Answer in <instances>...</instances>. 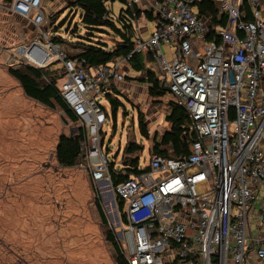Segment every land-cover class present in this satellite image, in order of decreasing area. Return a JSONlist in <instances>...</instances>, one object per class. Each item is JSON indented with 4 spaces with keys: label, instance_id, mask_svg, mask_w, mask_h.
I'll return each mask as SVG.
<instances>
[{
    "label": "built area",
    "instance_id": "built-area-1",
    "mask_svg": "<svg viewBox=\"0 0 264 264\" xmlns=\"http://www.w3.org/2000/svg\"><path fill=\"white\" fill-rule=\"evenodd\" d=\"M122 1L134 23L121 58L90 66L69 54L43 26L42 0H0V54L56 64L58 94L83 132L79 167L110 185L97 98L124 81L130 59L150 56L196 138L179 158L149 152L145 170L111 186L123 203L113 231L121 255L126 264H264V0H211L226 18L214 26L200 0Z\"/></svg>",
    "mask_w": 264,
    "mask_h": 264
},
{
    "label": "rangeland",
    "instance_id": "rangeland-1",
    "mask_svg": "<svg viewBox=\"0 0 264 264\" xmlns=\"http://www.w3.org/2000/svg\"><path fill=\"white\" fill-rule=\"evenodd\" d=\"M68 1L42 0L43 26L63 40L56 42L69 53L77 49L73 45L77 41L88 44L102 39L113 44V38H118L113 27L87 29L81 8ZM106 8L107 19L132 37L134 19L125 11L123 1L106 3ZM139 22L142 36L148 37L153 20ZM6 57L0 54V264H116L95 206L98 199L107 228L115 231L118 205L111 185L103 181L93 184L81 167L58 163L55 148L59 135L72 134L77 125L62 120L64 112L58 105L52 108L26 97L8 72L16 63ZM143 61L148 68L155 66L150 56ZM53 67L56 64L46 69ZM127 72L125 83L117 87L119 93L109 91L120 100L115 121L107 95L97 98L108 115L102 126L103 149L107 147L110 155L119 149V162L126 140H134L142 145L140 162L147 163L150 137L169 127L165 116L174 98L169 92L151 97L141 73ZM140 115L149 138L138 131Z\"/></svg>",
    "mask_w": 264,
    "mask_h": 264
},
{
    "label": "trees",
    "instance_id": "trees-1",
    "mask_svg": "<svg viewBox=\"0 0 264 264\" xmlns=\"http://www.w3.org/2000/svg\"><path fill=\"white\" fill-rule=\"evenodd\" d=\"M114 1L116 0L68 1L69 5L79 6L81 8V20L86 25L87 29L101 26H111L113 27V30L118 33V38H113V44L110 46L102 39L100 41L92 40L93 43L88 44L78 41L74 42L73 45L79 48L75 57L77 59L84 60L87 65L98 66L100 64L110 62L113 58H121L126 55L132 47L131 37L128 31H122L121 29L116 28L112 22L103 18L105 13L108 12L106 3H113ZM198 5L202 13H208L212 17L213 26L217 24H225V16H221V19L219 20L217 19V9L211 0H200ZM245 9L248 11V6L246 4ZM126 12L130 14L129 10H126ZM145 17L146 19H152V15L150 13H146ZM248 17L250 18L249 14ZM124 27L127 29L126 26ZM52 40L55 42L63 41L58 35H54ZM143 57L146 56L136 55L130 59L129 64L135 72L141 73V79L148 84V94L153 98L161 97L168 91L160 86L156 79L155 72L146 67ZM8 72L19 82L26 97L48 107L53 108L54 105H58L64 112L62 120L66 122L67 119L77 124L76 116L73 111L61 100L58 94L56 88L58 79V76L56 75V68H51V70L47 71L46 68H35L24 63H17L10 67ZM111 90H113L114 93L118 92L117 88L114 86L111 87ZM106 95L111 102L112 116L115 121L116 111L120 105V100L109 92ZM168 105L169 110L165 119L169 123V127L160 135L155 133L152 137H150L152 146L149 152L159 153L171 158H179L182 155L190 153V145L196 138V134L189 127L190 119L185 108L175 100H171ZM141 117L142 116L140 115V119H138V131L143 137L149 138L148 128L144 124ZM114 129L115 123L112 126V130ZM100 136L103 142L104 136L102 130L100 131ZM82 139L83 132L81 129H78V131L73 132L72 134L59 135L55 148V156L59 164L68 168L84 164L85 161L80 152V143ZM105 151L108 152L107 147ZM119 151L120 150L117 149V151L110 156L107 169L110 177V183L113 187L118 183L127 180L130 176L136 175L145 170L144 167L140 168L142 151L141 144L136 143L134 140L127 139L120 152V160L119 162H116ZM88 177L92 183L95 184L91 176L88 175ZM116 202L118 209L122 210V201L117 200ZM95 206L98 211L100 221L105 227V239L110 242L114 249V260L116 264H126L125 259L120 253L114 232L110 228H107V219L98 199L95 200Z\"/></svg>",
    "mask_w": 264,
    "mask_h": 264
},
{
    "label": "crops",
    "instance_id": "crops-1",
    "mask_svg": "<svg viewBox=\"0 0 264 264\" xmlns=\"http://www.w3.org/2000/svg\"><path fill=\"white\" fill-rule=\"evenodd\" d=\"M64 48H65V46H63ZM66 49V48H65ZM66 51L68 52V50L66 49ZM79 51V48H77L76 50H73L72 51V53H69V54H75V53H77ZM127 71H134L132 68H131V66H130V64H128L127 65V67H125V69H124V72H125V76H126V74H128L129 72H127ZM123 83H125L124 81L123 82H121L120 84H123ZM119 84V85H120ZM118 85V86H119Z\"/></svg>",
    "mask_w": 264,
    "mask_h": 264
},
{
    "label": "water",
    "instance_id": "water-1",
    "mask_svg": "<svg viewBox=\"0 0 264 264\" xmlns=\"http://www.w3.org/2000/svg\"><path fill=\"white\" fill-rule=\"evenodd\" d=\"M73 133V132H72Z\"/></svg>",
    "mask_w": 264,
    "mask_h": 264
}]
</instances>
